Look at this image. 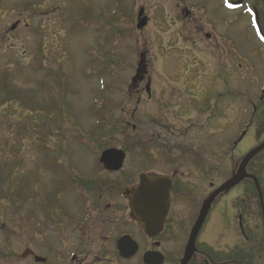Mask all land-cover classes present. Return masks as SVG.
Masks as SVG:
<instances>
[{"label":"rangeland","instance_id":"374dc122","mask_svg":"<svg viewBox=\"0 0 264 264\" xmlns=\"http://www.w3.org/2000/svg\"><path fill=\"white\" fill-rule=\"evenodd\" d=\"M183 6L201 22L205 15H219V30L227 21V38L244 47L238 21L217 0H0V260L19 258V249L30 244L31 222L43 214L40 206L67 175L73 180L90 177L98 152L141 148L147 142L157 146L156 138L150 139L157 126L144 114L146 108L155 112L156 106H174L190 100L192 93L193 32L192 25L180 21L191 20L183 15ZM141 9L149 23L138 31ZM245 35L249 57L254 33ZM210 44L228 47L224 41ZM140 63L146 75L131 88ZM249 73L255 82L247 76L241 89L246 109L239 117L240 130L229 125L234 117L228 118L231 110L224 109L238 103V90L224 93L213 87L208 94L217 112L212 130L219 171L215 183L224 182L232 165L264 140V106L258 105L254 115L248 102L260 95L263 79L258 78L261 71ZM218 79L226 81L222 75ZM246 130L235 149L233 142ZM251 171L264 182V154ZM244 191L255 198L250 185Z\"/></svg>","mask_w":264,"mask_h":264},{"label":"flooded vegetation","instance_id":"af4514ba","mask_svg":"<svg viewBox=\"0 0 264 264\" xmlns=\"http://www.w3.org/2000/svg\"><path fill=\"white\" fill-rule=\"evenodd\" d=\"M217 5L238 21L244 47L227 38V21L219 30V15H205L201 22L184 7V16L190 15L191 20L180 21L192 25L193 32L189 42L195 71L190 100L156 106L155 112L147 107L144 114L157 126L150 139L156 138L157 146L147 142L145 147H130L127 169L120 172L106 171L99 163L88 178L63 180L40 206V219L31 222L30 244L19 249V258L1 259L0 264H145V256L151 264L162 260L163 264H183L189 246L193 251L187 264H264L259 199L246 196L242 184L217 198L199 222L205 200L217 188L212 142L217 112L208 94L213 87L224 93L238 90V103L228 107V118L233 116L229 124L240 130L239 117L246 109L241 89L247 76H251L249 83L254 81L250 71L264 72V0H217ZM202 23L207 28H200ZM249 30L261 36L250 37L255 47L246 57ZM212 41L216 45L224 41L228 47L216 49ZM219 75L225 77L223 84ZM259 100L264 102L263 97ZM252 107L257 111L255 104ZM132 130L136 132V126ZM148 132H143L147 138ZM242 139L238 138L235 148ZM143 174L164 180L155 189L139 192ZM137 212L150 216L153 228L147 229Z\"/></svg>","mask_w":264,"mask_h":264},{"label":"water","instance_id":"95a60500","mask_svg":"<svg viewBox=\"0 0 264 264\" xmlns=\"http://www.w3.org/2000/svg\"><path fill=\"white\" fill-rule=\"evenodd\" d=\"M142 11L140 13V16L142 15ZM146 21L143 19L139 22L137 28L138 29H142L145 25H146ZM133 82H136V78L133 79ZM262 151H264V142L262 144H260L258 147H256L255 149H253L252 151H250L242 160L241 164L239 165L237 172L233 174L232 178L226 182L224 185H222L218 190H216L205 202V206L202 212V216L201 218H204L206 210H208L209 206L211 205V203L215 200V198L222 194V193H227L231 188H233L234 186L238 185L241 181L245 180L246 178H251L255 181L256 186L258 188V192H259V196L262 198V192L260 190L259 187V182L258 180L252 176V175H248L246 172V168L248 166V164L250 163L251 160H253L259 153H261ZM124 158H125V153L119 149H109L106 150L102 153L101 155V163L105 165V167L110 170V171H119L124 163ZM157 182L159 178H155ZM141 180L144 181H151L150 178L146 177V176H142ZM149 183L148 182H144L141 184L140 186V190L142 188L145 187H150L151 189H155L154 185H158L159 183ZM156 197V195H155ZM262 205H263V201L261 200ZM263 212H264V208H263ZM137 215L141 218L142 222H144L145 226L147 229H151L153 228V223H155V221L149 216H147L146 214H141V213H137ZM160 222L162 223L163 220L161 219ZM145 261L147 263V258H145ZM162 261H160L159 264H161ZM149 264V263H147Z\"/></svg>","mask_w":264,"mask_h":264}]
</instances>
